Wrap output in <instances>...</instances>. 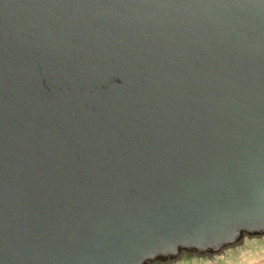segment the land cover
<instances>
[{
  "label": "water",
  "instance_id": "95a60500",
  "mask_svg": "<svg viewBox=\"0 0 264 264\" xmlns=\"http://www.w3.org/2000/svg\"><path fill=\"white\" fill-rule=\"evenodd\" d=\"M262 248L264 0H0V264Z\"/></svg>",
  "mask_w": 264,
  "mask_h": 264
},
{
  "label": "rangeland",
  "instance_id": "374dc122",
  "mask_svg": "<svg viewBox=\"0 0 264 264\" xmlns=\"http://www.w3.org/2000/svg\"><path fill=\"white\" fill-rule=\"evenodd\" d=\"M230 264H264V248L253 251L241 260Z\"/></svg>",
  "mask_w": 264,
  "mask_h": 264
}]
</instances>
